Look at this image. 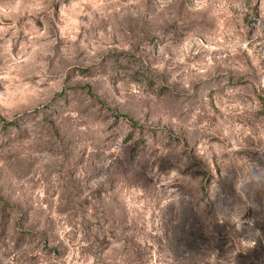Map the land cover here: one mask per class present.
Returning <instances> with one entry per match:
<instances>
[{
	"label": "rangeland",
	"instance_id": "obj_1",
	"mask_svg": "<svg viewBox=\"0 0 264 264\" xmlns=\"http://www.w3.org/2000/svg\"><path fill=\"white\" fill-rule=\"evenodd\" d=\"M0 264H264V0H0Z\"/></svg>",
	"mask_w": 264,
	"mask_h": 264
}]
</instances>
